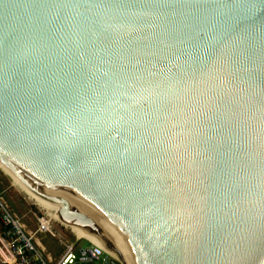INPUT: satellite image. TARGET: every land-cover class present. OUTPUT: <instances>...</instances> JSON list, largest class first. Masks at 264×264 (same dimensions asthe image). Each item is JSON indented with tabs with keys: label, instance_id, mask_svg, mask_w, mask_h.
I'll return each instance as SVG.
<instances>
[{
	"label": "water",
	"instance_id": "95a60500",
	"mask_svg": "<svg viewBox=\"0 0 264 264\" xmlns=\"http://www.w3.org/2000/svg\"><path fill=\"white\" fill-rule=\"evenodd\" d=\"M0 161L108 264H264V0H0Z\"/></svg>",
	"mask_w": 264,
	"mask_h": 264
},
{
	"label": "built area",
	"instance_id": "2783aa9c",
	"mask_svg": "<svg viewBox=\"0 0 264 264\" xmlns=\"http://www.w3.org/2000/svg\"><path fill=\"white\" fill-rule=\"evenodd\" d=\"M35 218V229L28 228L0 190V264H90L104 253L93 244L91 248L76 251L74 243L60 238L63 249L53 259L39 238L46 233L54 236L50 218L44 214H36Z\"/></svg>",
	"mask_w": 264,
	"mask_h": 264
},
{
	"label": "rangeland",
	"instance_id": "374dc122",
	"mask_svg": "<svg viewBox=\"0 0 264 264\" xmlns=\"http://www.w3.org/2000/svg\"><path fill=\"white\" fill-rule=\"evenodd\" d=\"M0 190L4 191V194L14 211L18 215H22L24 221L29 222V225L27 224L28 227L34 228L36 226V218H34L33 215H30L29 217L28 214L25 213L26 211H33L37 215L44 214L47 218H50V228L53 231L54 236L46 233L38 237L41 239L47 250L51 252L53 259H56L62 252L63 246L59 241L60 238L64 239L63 241L66 239L74 243L76 251L91 248L93 244L92 242L82 237H76L65 223L52 217L51 210L37 204L25 192L13 184L11 178L1 168ZM56 229H58V232ZM47 244L50 245V247ZM109 257H111V255L104 252L99 258L90 264H108L106 260H108Z\"/></svg>",
	"mask_w": 264,
	"mask_h": 264
},
{
	"label": "bare ground",
	"instance_id": "6f19581e",
	"mask_svg": "<svg viewBox=\"0 0 264 264\" xmlns=\"http://www.w3.org/2000/svg\"><path fill=\"white\" fill-rule=\"evenodd\" d=\"M0 168L3 169V171L11 178L13 184H15L17 187H19L23 192H25L37 204L43 206L44 208H46L48 210H51L52 211V213H51L52 217L62 221L59 214H58L60 205H58L54 209L51 205H49L41 197L37 196L32 191H30L7 167H5L2 164L1 161H0ZM62 222L65 223L64 221H62ZM66 225L70 228V230L75 234L76 237H78V238L82 237V238L87 239L88 241L92 242L94 246L100 248L103 252L111 255V257L116 256L114 253L113 254L115 256H113V254H112V252H110L109 248H107L105 245H103V242L98 235L90 233L87 230H85L84 228H81L79 226H71L69 224H66Z\"/></svg>",
	"mask_w": 264,
	"mask_h": 264
},
{
	"label": "crops",
	"instance_id": "0c3cea01",
	"mask_svg": "<svg viewBox=\"0 0 264 264\" xmlns=\"http://www.w3.org/2000/svg\"><path fill=\"white\" fill-rule=\"evenodd\" d=\"M25 213H27L28 214V216L30 217V215H33L34 216V218H35V216H36V213L35 212H33V211H26ZM24 215V214H23ZM25 223H26V225L28 224L29 225V222H26L25 221ZM27 225V226H28ZM36 227V226H35ZM35 227L34 228H30V227H28V228H30V229H35ZM56 231L58 232V229H56ZM44 235V234H43Z\"/></svg>",
	"mask_w": 264,
	"mask_h": 264
},
{
	"label": "trees",
	"instance_id": "16d2710c",
	"mask_svg": "<svg viewBox=\"0 0 264 264\" xmlns=\"http://www.w3.org/2000/svg\"><path fill=\"white\" fill-rule=\"evenodd\" d=\"M69 241V240H68ZM71 242V241H70ZM48 245V244H47ZM50 247V245H48Z\"/></svg>",
	"mask_w": 264,
	"mask_h": 264
}]
</instances>
